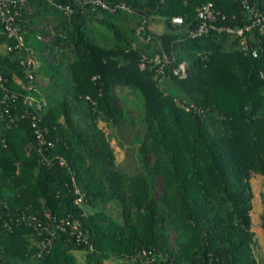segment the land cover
<instances>
[{"label": "trees", "instance_id": "1", "mask_svg": "<svg viewBox=\"0 0 264 264\" xmlns=\"http://www.w3.org/2000/svg\"><path fill=\"white\" fill-rule=\"evenodd\" d=\"M26 1L29 9L21 8L17 22L23 45L0 22L6 46L0 264H75V249L86 264L108 257L132 264H258L250 178L264 175V38L251 56L224 32L189 37L197 8L208 0H103L133 12L82 0ZM212 1L217 25H246L243 2L264 15V0ZM143 16L142 35L154 36L148 42L134 33ZM153 16L164 25L161 33L149 28ZM171 16L182 24H172ZM158 43L175 53L172 65L187 64L186 76L165 77L184 98L165 92L152 67L138 66L143 54L159 51ZM28 55L37 61L33 73L46 99L39 111L23 102L20 62ZM128 95L139 104L126 105ZM134 110L145 127L139 144L145 172L129 175L116 166L110 134L99 122L135 124ZM32 114L52 143L41 151Z\"/></svg>", "mask_w": 264, "mask_h": 264}, {"label": "built area", "instance_id": "2", "mask_svg": "<svg viewBox=\"0 0 264 264\" xmlns=\"http://www.w3.org/2000/svg\"><path fill=\"white\" fill-rule=\"evenodd\" d=\"M81 3L97 4L112 12L116 10L133 12V10L123 2L107 3L103 0H82ZM28 6L29 5L26 0H0V22L3 25L6 35L16 40V46L23 45L22 32L24 29H22L17 22L21 19V8L24 7L25 10H28ZM243 6L246 10H248L250 20L244 26L233 27L225 24L217 25L215 23L219 12L215 10L212 0L201 3L197 8L196 13L198 25L195 29L189 30L188 36L195 38L209 33L210 30L224 32L237 38L238 47L243 53L250 54L251 56H257L258 51L254 45L259 43V37L264 38V15H261L254 6H249L248 4H245V2H243ZM59 7L64 9L66 13L72 11V8L69 5H59ZM221 18H224V16L222 15ZM146 20V17L143 16L142 23L136 27L134 32L142 42H148V40L154 37L152 34H147L146 36L142 35ZM170 22L172 24L180 25L182 24L183 19L180 16H171ZM255 35L258 37L255 38ZM41 38L42 37L40 36V39ZM159 44L160 43H158V45ZM158 49L159 51H156L149 56L146 54L141 56L138 64L140 70H144L146 66L149 65L154 69L156 75L159 76L160 79L165 78L170 74L182 77L187 75L188 67L184 61L179 62L177 65H172L175 59V53L173 51L168 53L161 45H159ZM20 63L24 67V86L27 91L23 95V102L29 106H34L37 111L42 110L43 106L46 104V99L44 95H42V92L36 83V75L33 73L34 68L37 66V61H35L31 55H28L27 58L22 60ZM4 80L5 79L0 75V84ZM10 97L14 99L15 94L12 93ZM86 98H88V96H86ZM25 113H23L22 116H24ZM15 119H17V117ZM31 119V124L34 127V132L39 143L38 149L41 151L44 146H50L52 143L51 141L45 139L43 130L38 127L37 122L39 118L35 114H32ZM11 121H13V119H11ZM63 162L64 160L60 159V163ZM75 191L78 192V189H75ZM79 200L80 198H76L75 202H78ZM66 223L71 226L72 230L76 229L75 222L71 223L66 221ZM57 228L60 231L64 230L63 225L58 224ZM49 242L50 238H46L44 245Z\"/></svg>", "mask_w": 264, "mask_h": 264}, {"label": "rangeland", "instance_id": "3", "mask_svg": "<svg viewBox=\"0 0 264 264\" xmlns=\"http://www.w3.org/2000/svg\"><path fill=\"white\" fill-rule=\"evenodd\" d=\"M154 17V16H153ZM151 17V18H153ZM157 19V20H156ZM159 21L155 16L152 22L153 31L160 33L164 29V25L159 21L157 25L155 23ZM107 31V30H106ZM110 33V32H109ZM6 46L0 43V52H5ZM42 83V81H40ZM158 85L164 89L165 92L185 97L179 88L172 82L170 78H161L158 80ZM124 93H127V89H122ZM119 95L121 91H117ZM126 105L133 106L139 104L140 100L132 98V95H128ZM139 111L134 110L131 113V117H135L136 123L126 124H114L111 121L106 124L103 120H100L99 125L103 127L108 134H110V144L115 151V163L116 166L127 172L129 175L140 174L145 172L144 165L141 161L139 154V144L143 138L145 131L144 125L137 121ZM252 198H251V229L254 232L255 243L253 245V252L258 264H262L264 261V228L262 227V219H264V175L256 173L250 178ZM72 254L75 258V264H86L82 250H72ZM105 264H132L131 261L122 258L108 257L105 258Z\"/></svg>", "mask_w": 264, "mask_h": 264}, {"label": "crops", "instance_id": "4", "mask_svg": "<svg viewBox=\"0 0 264 264\" xmlns=\"http://www.w3.org/2000/svg\"><path fill=\"white\" fill-rule=\"evenodd\" d=\"M157 20V19H156ZM153 21V20H152ZM159 23V21H157L156 23H155V25H157ZM149 28L153 31L154 29L152 28V22H150V26H149ZM154 32V31H153ZM155 33V32H154ZM161 33V32H160Z\"/></svg>", "mask_w": 264, "mask_h": 264}]
</instances>
